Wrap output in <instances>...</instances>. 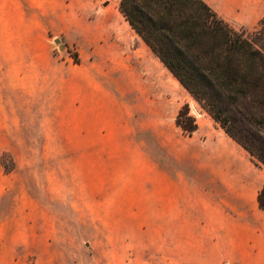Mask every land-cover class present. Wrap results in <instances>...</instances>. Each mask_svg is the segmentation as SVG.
I'll return each mask as SVG.
<instances>
[{"label":"crops","instance_id":"0c3cea01","mask_svg":"<svg viewBox=\"0 0 264 264\" xmlns=\"http://www.w3.org/2000/svg\"><path fill=\"white\" fill-rule=\"evenodd\" d=\"M204 1L235 25L264 18V0ZM185 104L193 97L120 0H0V160L13 157L18 171L27 157L64 155L49 145L72 127L78 155L108 159L90 180L97 219L155 221V233L173 236L159 249L173 251V264H264V167L201 111L186 135L177 124ZM2 178L0 166V188ZM29 183L10 185L16 209L6 220L16 228L0 264H77L81 237L67 239L42 182Z\"/></svg>","mask_w":264,"mask_h":264},{"label":"trees","instance_id":"16d2710c","mask_svg":"<svg viewBox=\"0 0 264 264\" xmlns=\"http://www.w3.org/2000/svg\"><path fill=\"white\" fill-rule=\"evenodd\" d=\"M120 10L215 122L264 165V18L236 30L204 0H120ZM177 124L188 136L197 130L189 104ZM258 202L264 211V187Z\"/></svg>","mask_w":264,"mask_h":264},{"label":"rangeland","instance_id":"374dc122","mask_svg":"<svg viewBox=\"0 0 264 264\" xmlns=\"http://www.w3.org/2000/svg\"><path fill=\"white\" fill-rule=\"evenodd\" d=\"M231 25L236 30L244 27L233 23ZM257 25L244 28L251 30ZM191 111L192 113L201 111L209 115L194 97ZM55 134L63 138V142L51 141L49 146H63L64 155L27 157L32 165L23 166L18 171H15L13 157H1V170L3 174L9 175V178H2L0 188V260L8 258V246L14 242L13 234L16 228L11 220H6L16 209L14 189L10 188V185L15 182L21 186L22 181H26L27 186L31 184L29 182L35 186L37 182H42L48 194L44 202L49 205L51 213L59 212L65 218L67 239H73L75 235L81 237L82 247L76 257L77 264H173V251L168 255L159 251L160 243L164 239L173 241V236L155 233L152 227L155 221L96 218L97 214L94 213L96 205L89 202L90 180L91 177H95L98 166L105 165L108 159L78 155L75 152L72 127L67 126L65 131ZM253 158L264 167L257 157ZM18 193L20 197L18 204L25 206L27 201L25 197H21L20 187ZM100 207L101 205H98V211ZM102 210L105 211L104 205ZM139 225L143 226V231H139ZM126 246L129 247L128 258H125Z\"/></svg>","mask_w":264,"mask_h":264}]
</instances>
